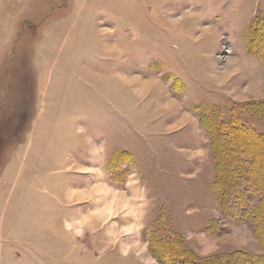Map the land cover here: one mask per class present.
Wrapping results in <instances>:
<instances>
[{"label": "rangeland", "instance_id": "obj_1", "mask_svg": "<svg viewBox=\"0 0 264 264\" xmlns=\"http://www.w3.org/2000/svg\"><path fill=\"white\" fill-rule=\"evenodd\" d=\"M231 117L264 134V0H0V264H167L170 234L255 259Z\"/></svg>", "mask_w": 264, "mask_h": 264}, {"label": "trees", "instance_id": "obj_2", "mask_svg": "<svg viewBox=\"0 0 264 264\" xmlns=\"http://www.w3.org/2000/svg\"><path fill=\"white\" fill-rule=\"evenodd\" d=\"M214 128L212 141L218 156L217 191L219 201L227 215L251 223L260 240L262 253L250 258L241 250L219 256L196 257L192 249L177 244L173 234L161 242L167 264H264V134L240 119H219ZM226 180V181H225ZM234 192V193H233ZM238 196L229 205V197ZM232 196V198L234 197ZM253 198L254 203H250ZM235 210L234 213L232 211ZM230 213V214H229ZM176 244V245H175ZM160 246V244H159ZM163 256V257H164Z\"/></svg>", "mask_w": 264, "mask_h": 264}]
</instances>
